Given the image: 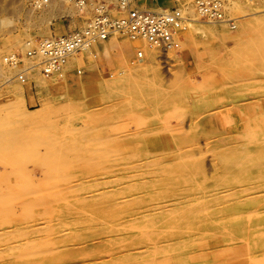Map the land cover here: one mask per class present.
<instances>
[{
    "label": "rangeland",
    "instance_id": "1",
    "mask_svg": "<svg viewBox=\"0 0 264 264\" xmlns=\"http://www.w3.org/2000/svg\"><path fill=\"white\" fill-rule=\"evenodd\" d=\"M130 1L0 0V264H264V0H223L234 26ZM156 3L186 13L153 64L121 34L62 75L30 58L100 9Z\"/></svg>",
    "mask_w": 264,
    "mask_h": 264
},
{
    "label": "built area",
    "instance_id": "2",
    "mask_svg": "<svg viewBox=\"0 0 264 264\" xmlns=\"http://www.w3.org/2000/svg\"><path fill=\"white\" fill-rule=\"evenodd\" d=\"M197 5L199 12L209 19L217 21L226 19L222 0H198ZM184 21L185 17L179 9L152 12L135 8L128 10L121 17H113L109 12L100 9L84 27L40 41L36 49L29 51V55L40 58L37 65L43 73L62 75L69 57L87 51L99 41L117 34L132 40L146 38L154 46L168 52L180 48L176 35ZM9 61L12 62L13 59L9 58ZM23 75L24 73L21 77Z\"/></svg>",
    "mask_w": 264,
    "mask_h": 264
},
{
    "label": "bare ground",
    "instance_id": "3",
    "mask_svg": "<svg viewBox=\"0 0 264 264\" xmlns=\"http://www.w3.org/2000/svg\"><path fill=\"white\" fill-rule=\"evenodd\" d=\"M223 1V0H222ZM225 1V0H224ZM128 2H131L130 0H125V2H123V3H125V5H126V7H127V3ZM152 2V1H151ZM82 3V2H81ZM122 3V2H121ZM120 3V4H121ZM103 4V3H102ZM130 4V3H129ZM195 4H197V3H195ZM225 3H223V12H225L224 11V6H226V5H224ZM131 5V4H130ZM92 6V5H91ZM93 6H94V4H93ZM102 6V5H101ZM82 7H84L85 8V5H82ZM89 7V6H88ZM125 7V8H126ZM132 7H133V5H132ZM192 7H194V5L192 4ZM196 7H198V5L196 6ZM131 8V7H130ZM138 9H141V10H151L152 12H158V11H161V10H163L162 8H161V6H159V4H154L153 5V7H149V6H141V7H137ZM190 8V7H189ZM96 9V8H95ZM116 9V8H115ZM129 9V8H128ZM127 9V10H128ZM188 9V8H187ZM193 9V8H192ZM191 8H190V10H192ZM196 9V8H195ZM91 10V9H90ZM126 10V9H125ZM165 10V9H164ZM179 10H181V9H179ZM167 11H168V9H167ZM183 11V10H182ZM197 11V10H196ZM93 12V11H92ZM91 12V13H92ZM126 12V11H125ZM162 12H164V11H162ZM190 12H192V14H193V12L194 11H190ZM190 12H189V14H190ZM91 13H89V14H91ZM95 13H96V11H95ZM183 13V16L185 17V13H184V11L182 12ZM226 14V13H225ZM87 15V14H86ZM93 16V15H92ZM198 17V16H197ZM227 17V16H226ZM186 18H189V17H186ZM229 18L227 17V19H225V20H223V21H219V22H223L222 24H224V23H228L230 26L231 25H233L234 26V22H232V20H228ZM194 20V19H193ZM87 23V22H86ZM184 23V22H183ZM186 23H188V22H186ZM189 24V23H188ZM187 24V25H188ZM215 24V23H214ZM184 25V24H183ZM224 26V25H223ZM227 26V25H226ZM183 27V26H182ZM181 27V28H182ZM186 27V26H185ZM219 27H220V24H219ZM187 29V28H186ZM182 31H183V29H182ZM219 31V30H218ZM180 32V31H179ZM177 35H179V34H177ZM177 35H176V38H177ZM115 37H116V35H114ZM123 36V35H122ZM113 37V36H112ZM111 37V38H112ZM115 37H114V39H115ZM44 38V37H43ZM48 38V37H47ZM117 38V37H116ZM45 39V38H44ZM50 39V38H49ZM110 39V38H109ZM41 40H42V38H41ZM144 40V42H142ZM104 42V40H101V41H99L100 43H103ZM125 41V40H124ZM130 41V40H129ZM133 43H132V42ZM130 42L132 43V44H130L129 42L127 43H125L124 44V46L127 48V51H128V54H130V52L132 51V49L135 47V48H137V46L138 45H140V44H142V45H144V46H146V47H150V49H149V51H148V61L147 62H149L150 60H151V58L153 57V55L155 54V52L156 51H159V50H161L159 47H156V46H154L153 44H151L146 38H139V39H136V40H131ZM98 42V43H99ZM105 42H106V40H105ZM109 42V41H108ZM107 42V43H108ZM147 42V43H146ZM28 43H30V41L28 42ZM28 43H27V45H28ZM31 43H32V41H31ZM98 43H96V44H98ZM149 43V44H148ZM95 44V45H96ZM32 45H33V43H32ZM34 45H36V46H38L39 45V42H38V44L36 43H34ZM94 45V46H95ZM148 45V46H147ZM29 46L30 45H28V49L30 50V48H29ZM96 47V46H95ZM142 47V46H141ZM148 47V48H149ZM122 48V47H121ZM27 49V50H28ZM35 49V48H34ZM93 49V48H92ZM123 49V48H122ZM28 50V51H29ZM31 50H32V48H31ZM27 51V52H28ZM88 51V50H87ZM90 51V50H89ZM161 51H163V50H161ZM133 52V51H132ZM142 52V51H141ZM81 53H84V52H81ZM86 53V52H85ZM140 53V52H139ZM164 53V52H163ZM15 54V53H14ZM14 54H10V55H8L7 57H5V61L7 62L8 60H9V58H12L13 59V61L11 62L12 63V65H17V64H19V61H20V59H22V58H20V59H16V57H14L15 55ZM80 53H78V54H76V55H79ZM141 54V53H140ZM142 54H144V53H142ZM84 55V54H83ZM29 56V55H28ZM75 56V55H74ZM29 58V57H28ZM30 58H34V57H30ZM71 58H73V56H71V57H69V59L67 60V62H66V64L69 62V60L71 59ZM155 58V57H154ZM37 60H34V61H38V58H36ZM126 58H124V60H125ZM141 59V58H140ZM146 59V58H145ZM29 60H31V59H29ZM144 60V59H143ZM153 60V59H152ZM152 60H151V63H152ZM159 60V59H158ZM4 61V60H3ZM160 61V60H159ZM21 62V61H20ZM30 62H32V60L30 61ZM39 62V61H38ZM147 62H145V63H147ZM25 63V62H24ZM29 63V62H28ZM33 63V62H32ZM65 64V65H66ZM133 64V63H132ZM153 64V63H152ZM24 65V64H23ZM142 65V64H141ZM0 66H2V65H0ZM29 66L30 67H27V65L25 66V68L24 69H22L21 70V72L20 73H18L17 74V77L19 78H16L18 81H20V80H23V81H26V79H27V77H28V74L30 73L29 71L31 70L32 71V69L34 68V65H30L29 64ZM143 66H145V65H143ZM159 66V65H158ZM36 67H38L40 70H41V68L36 64ZM148 67V66H147ZM1 68V67H0ZM38 68H37V71H38ZM146 68V67H145ZM20 70V69H19ZM41 72H42V70H41ZM22 73H24V75H23V77H21V74ZM34 74V73H33ZM40 74V73H39ZM42 74L44 75L45 73H43L42 72ZM45 75H47V74H45ZM44 75V76H45ZM56 75H58V74H53V75H47V76H56ZM16 76V75H15ZM43 76V77H44ZM24 78H26V79H24ZM6 81V80H5ZM12 81V79L11 78H9L8 80H7V82H11ZM16 81V80H15ZM25 83V82H24ZM7 84V83H6ZM9 119V118H8ZM11 119V118H10ZM4 123V122H3ZM10 125V124H9ZM258 133V132H257ZM1 135V134H0ZM5 136V135H4ZM256 137V136H255ZM264 137V136H263ZM257 138H258V136H257ZM4 141V140H3ZM21 142V141H20ZM23 143V142H22ZM14 144V143H13ZM12 144V145H13ZM15 145V144H14ZM18 145V144H17ZM4 146V145H3ZM16 146V145H15ZM14 147V146H13ZM4 148H5V146H4ZM8 148H11V147H9L8 146ZM6 149V148H5ZM12 150V149H11ZM16 150V149H15ZM18 150V149H17ZM117 150V149H116ZM115 150V151H116ZM14 151V150H13ZM12 154V153H11ZM111 154V153H110ZM107 157H108V155H107ZM6 158H8V157H6ZM12 158V157H11ZM192 158V157H191ZM10 159V158H9ZM14 159V158H13ZM4 161V160H3ZM17 161V160H16ZM19 161V160H18ZM122 161V160H121ZM5 162V161H4ZM108 162V161H107ZM150 162V161H149ZM148 162V163H149ZM6 163V162H5ZM135 163V162H134ZM7 164H8V162H7ZM103 164V163H102ZM151 164V163H150ZM135 166V165H134ZM133 167V166H132ZM140 167V166H139ZM103 168V167H102ZM122 168V167H121ZM106 169V168H105ZM5 170V169H4ZM6 173V172H5ZM12 173V172H11ZM2 174H3V170H2ZM13 175V174H12ZM153 175V174H152ZM7 176H10V175H8V173H7ZM110 176V175H109ZM102 177V176H101ZM100 177V178H101ZM104 178V177H103ZM1 179V178H0ZM102 180V179H101ZM130 180V179H129ZM154 184V183H153ZM6 185V184H5ZM127 185V184H126ZM125 185V186H126ZM2 186V185H1ZM0 186V187H1ZM111 188V187H110ZM6 189V188H5ZM2 190H3V187H2ZM2 193V192H1ZM230 193V192H229ZM9 194V193H8ZM16 195V194H15ZM10 196V195H9ZM211 196V195H210ZM11 197H13V196H11ZM8 199V198H7ZM1 200H2V198H1ZM9 200H12L11 198L9 199ZM134 200V199H133ZM3 201V200H2ZM5 201H7V200H5ZM9 202V201H8ZM132 202V201H131ZM180 202V201H179ZM10 203H11V201H10ZM13 203V202H12ZM11 203V204H12ZM3 204H4V202H3ZM10 204V205H11ZM109 205H110V203H109ZM5 206H7L6 204H5ZM10 209V208H9ZM5 212H7V211H5ZM31 212V211H30ZM126 212V211H125ZM137 212H138V210H137ZM132 213V212H131ZM131 213H129V214H131ZM28 215V214H27ZM30 215V214H29ZM125 215H127V213H125ZM125 217V216H124ZM58 218V217H57ZM129 218V217H128ZM131 219H132V217H131ZM49 222H51V221H49ZM64 222V221H63ZM64 224H65V222H64ZM131 224H133V223H131ZM32 225H34V224H32ZM112 225V224H111ZM32 227V226H31ZM132 227V226H131ZM34 228V227H33ZM136 228V227H135ZM132 229H134V227H132ZM137 229V228H136ZM51 230V229H50ZM51 232V231H50ZM49 232V233H50ZM47 233V232H46ZM47 238H48V236H46ZM114 238V237H113ZM51 239V238H50ZM10 240V239H9ZM48 241V240H47ZM45 245V244H44ZM35 246V245H34ZM48 250V249H47ZM28 251H30L29 249H28ZM33 252V251H32ZM26 253V252H25ZM30 253V252H29ZM29 253H26L27 255H29ZM45 254V253H44ZM31 255V254H30ZM40 255V254H39ZM25 256V255H24ZM20 257V256H19ZM22 257V256H21ZM26 257V256H25Z\"/></svg>",
    "mask_w": 264,
    "mask_h": 264
}]
</instances>
